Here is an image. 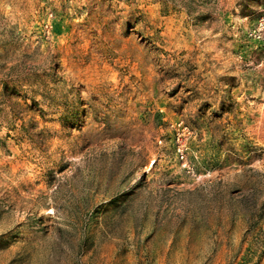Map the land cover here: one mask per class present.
Here are the masks:
<instances>
[{"label": "rangeland", "instance_id": "1", "mask_svg": "<svg viewBox=\"0 0 264 264\" xmlns=\"http://www.w3.org/2000/svg\"><path fill=\"white\" fill-rule=\"evenodd\" d=\"M0 264H264V0H0Z\"/></svg>", "mask_w": 264, "mask_h": 264}, {"label": "built area", "instance_id": "2", "mask_svg": "<svg viewBox=\"0 0 264 264\" xmlns=\"http://www.w3.org/2000/svg\"><path fill=\"white\" fill-rule=\"evenodd\" d=\"M180 151H181V153H182V155H183V151H182V149H180Z\"/></svg>", "mask_w": 264, "mask_h": 264}]
</instances>
